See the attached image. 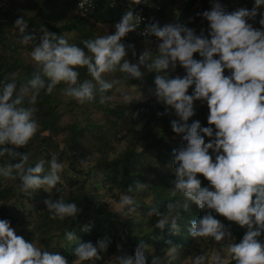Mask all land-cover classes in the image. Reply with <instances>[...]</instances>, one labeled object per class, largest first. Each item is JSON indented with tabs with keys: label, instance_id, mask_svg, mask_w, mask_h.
<instances>
[{
	"label": "clouds",
	"instance_id": "9594fccd",
	"mask_svg": "<svg viewBox=\"0 0 264 264\" xmlns=\"http://www.w3.org/2000/svg\"><path fill=\"white\" fill-rule=\"evenodd\" d=\"M143 0H132L139 5ZM264 0H255L252 10L240 8L227 12L213 0L210 11L202 13L208 21L209 34L196 31L186 24L158 23L148 25L141 33L155 36L161 41L158 53L153 59L151 50L140 54L138 63H130L125 44L121 41L137 30L141 17L130 8L114 25L115 32L83 41L84 48L69 44L64 35L44 32L38 44L35 36L25 34L27 23L23 16L15 21L21 42L33 45L31 59L39 70L17 89L15 81L0 86V157L7 156L20 162L0 167V176L20 180L22 191L56 188L61 182L63 165L53 154L48 162L50 171H45L46 161L40 159L34 166H27L29 154H20L12 148L24 147L38 130L35 113L37 96L41 90L51 94L63 83L67 85L65 95L78 103L94 102L99 99L105 105L111 99L106 95L118 81L109 82L104 74L120 72L136 79H142L141 66L149 72L155 71L153 95L158 103L174 110L178 119L171 121L175 133H184L182 144L174 150L176 179L172 195H182V202L168 204L167 213L153 207L149 215L157 217L155 227L168 229L179 234L182 212L191 204L201 210L215 213L235 222L247 231L239 243L231 242L232 232L211 212L200 219L190 221L189 232L193 238L211 237L217 243L228 241L226 249L235 264H264V243L258 238L264 234V30L253 28L248 21L257 15L256 9ZM264 26V17L259 21ZM210 37V38H209ZM136 56L134 45H127ZM84 49H87L85 51ZM199 53L201 59H195ZM218 57V58H216ZM177 63L185 70L183 77L174 78L166 74ZM85 68L92 79L80 81L77 69ZM231 72L225 75V70ZM192 88V94H188ZM27 105L25 106V99ZM127 104L133 103L130 94H124ZM206 101L209 109V127H201L199 121L187 123L194 115V101ZM166 113H158L164 115ZM137 114L133 113L135 117ZM215 132H214V129ZM210 138L205 142L204 137ZM214 137V138H213ZM215 153V158L210 155ZM202 175L210 187H203L198 179ZM137 188L147 185L139 183ZM59 191V189H57ZM132 188H129L131 191ZM53 219L75 218L79 209L76 203L63 199L43 201ZM122 211H136L132 196L123 195L120 200ZM182 209V211L177 210ZM67 241L77 240L75 232L65 233ZM110 239L78 243L74 255L80 261L102 259ZM170 256L178 246L167 242ZM146 245L140 241L134 256H118L116 264H147ZM0 264H69L68 259L58 251H50L26 241L16 234L10 222L0 219ZM151 264H163L160 257L153 256ZM171 264V261H169ZM192 264H209V257L202 253L194 257ZM211 264H225L224 257L217 252L211 257Z\"/></svg>",
	"mask_w": 264,
	"mask_h": 264
},
{
	"label": "trees",
	"instance_id": "16d2710c",
	"mask_svg": "<svg viewBox=\"0 0 264 264\" xmlns=\"http://www.w3.org/2000/svg\"><path fill=\"white\" fill-rule=\"evenodd\" d=\"M63 1V2H62ZM24 0L23 6H16L15 0H6L9 7L4 11L0 9V86L5 83L15 81L17 89L32 77L34 72L39 70L38 65L31 59V51L34 44L40 42V38L44 32L55 33L61 36L63 32H73L74 37L68 40L69 44H76V46L84 48L83 41L96 38L94 25H89L88 22L77 17L71 12L68 1L65 0ZM146 6L142 7L148 16L156 17L162 25L170 24H186L188 27L194 29L199 35L201 30L204 35L209 34L208 21L203 18L204 11H210L213 0H188L181 12L175 8L179 0H144ZM222 0H215L220 3ZM231 1V0H227ZM246 8L251 7V0H240ZM31 4V6H29ZM27 5V6H26ZM193 14L195 17H200L204 24L203 27L198 26L195 21L187 20V15ZM174 15H177L174 17ZM23 16L27 29L25 34L34 35L35 41L33 45H26L21 42L22 36L15 32L17 27L15 21L17 18ZM123 15L118 11L112 10L107 2H100L98 8L93 16V23L100 24L105 27L113 26L121 20ZM210 38V37H209ZM123 44L134 45L136 56L132 55V49L128 48V54L132 55L130 63H138L140 54L144 51L138 49L135 43L145 45L146 49L153 53L152 58L158 53V48L139 39L126 36L122 39ZM87 51V49H84ZM29 51L30 58H24V52ZM218 58V57H216ZM201 59V57H199ZM80 73L79 79H92L85 68L77 69ZM141 71L144 73L143 78L139 79L146 84L152 91L155 89L154 79L157 73L155 71L149 72L144 66H141ZM121 75V80L127 82L126 84H135V79L128 77L124 73L116 72ZM225 75H230L229 70H225ZM55 90L63 91L62 84L57 85L51 94H47L46 90H41L37 96L35 107L38 111L35 117L38 122V130L34 137L24 147L16 148L12 145L3 147L12 148L13 151L20 154H29V160L26 165L34 166L40 159H44L49 167L53 154L58 157V162H68L69 176L66 177L64 186L59 191L47 194L46 199H63L67 203L74 202L80 210L78 215L73 217H66L61 220L59 218L53 219L46 205L34 213L35 218L33 222V232L36 238L50 251H58L64 255L69 264H105L106 257L118 256H134L135 249L140 241H143L146 248H152L155 253L163 250H170L171 245L167 242L171 241L172 245L178 248L187 249L190 247L196 238L190 235V221L193 219H200L209 212L201 210L195 204L190 205L187 212H182L183 220L180 221L181 231L179 234H171L168 229L163 231L156 228L157 217L149 215V208H142L143 220L149 229V232L136 236L131 233L128 222H122L118 219L108 207L100 201L93 202L85 194L86 184L90 181L91 174L98 173L106 178V181L114 185H120L124 178L128 181L139 179V181L147 185L151 199L154 203L153 207H158L161 213H167L169 203L182 202L179 194L173 196L170 188V179L166 177L165 168L176 167L174 164V150L178 149L184 143L174 145L168 144L166 139L169 134H177L173 132L172 128L164 129V131L156 130L151 141L145 142V147L140 152H135L134 149H125L120 151L116 156L109 158L110 148L109 143L107 147L100 145V140L104 138V134L113 133L118 125H127L128 131L133 132L131 123H139L146 120L144 124L143 139L146 140L148 134L153 132L148 125L156 114L160 113L166 106L163 103H158L157 99L152 98L147 101H133L132 104L113 105L108 101L107 104L101 105L99 99L94 102H86L96 112L101 113L106 127L102 128L100 125L88 123L84 127H79L78 122L73 123L67 128H62L59 124L61 121V111L59 106L62 102L56 97ZM28 98L25 99V106ZM72 102H70L71 105ZM137 114L135 117L132 114ZM206 126L208 122H204ZM203 124V125H204ZM214 127V126H211ZM85 132L94 133L96 141H94L95 150L99 153V157L94 161L93 166L86 173L79 168L83 167L82 160L84 154L80 152L78 145ZM182 134V133H181ZM152 135V134H151ZM183 135H185L183 133ZM116 135H113L114 139ZM98 140V141H97ZM109 150V151H108ZM19 158H11L7 156L0 157V167L7 164L19 163ZM50 168V167H49ZM152 179H157L158 183H148L145 181L146 176ZM3 176H0V180ZM173 180L174 176H171ZM167 178V179H166ZM198 179L201 180L202 186L209 183L202 175L198 174ZM164 179V180H163ZM4 186H0V219L9 220L14 217L10 211V203L16 202L22 195L20 192L21 183L19 178L12 180L8 179ZM19 181V185H18ZM18 185V187L16 186ZM170 188V190H169ZM13 205V204H12ZM152 207V208H153ZM182 211V209H177ZM211 214L220 220L225 226L233 227L225 217L220 216L215 212ZM31 217L32 215L29 214ZM7 218V219H6ZM30 220V218H29ZM118 226L123 228L122 232L118 233ZM238 224L233 227L236 234L234 242L239 243L242 240V234L238 231ZM68 231L75 232L77 236L76 241L69 242L65 238V233ZM109 238L110 244L106 252L100 253L102 259L92 261H80L74 255V249L78 243L92 242L97 240ZM264 243V234L258 238ZM152 259L147 258V264H151ZM226 264H235L232 258Z\"/></svg>",
	"mask_w": 264,
	"mask_h": 264
},
{
	"label": "rangeland",
	"instance_id": "374dc122",
	"mask_svg": "<svg viewBox=\"0 0 264 264\" xmlns=\"http://www.w3.org/2000/svg\"><path fill=\"white\" fill-rule=\"evenodd\" d=\"M1 1V0H0ZM5 1V4L1 11H4L6 8L8 9L9 5ZM17 2L16 6H23L24 0H15ZM62 1V0H61ZM63 2V1H62ZM188 2V0H179L176 3L175 8L178 12H181L184 8L185 4ZM220 6L222 9H224L227 12H232L240 8H246L244 4L240 2V0H222L220 3ZM8 6V7H7ZM27 6V5H26ZM31 6V4L29 5ZM255 7V0H251V7L248 8V10H252ZM9 10V9H8ZM257 15L250 19L248 22L252 24L253 28L264 30V26H261L259 21L262 17H264V4H261L259 8L256 9ZM177 15H174V17ZM187 20L195 21V23L203 27V20L200 17H195V15L190 14L187 15ZM89 25H94V30L96 36H103L107 34H113L115 32V28L113 26H102L97 23L88 22ZM172 24V23H170ZM167 25V24H166ZM15 32H18V30L15 29ZM62 35L67 40H71L74 37L73 32H63ZM123 39H126L124 37ZM137 39V38H135ZM126 50H127V56L126 59L129 60V62L132 60V55L128 52L127 43L125 44ZM135 46L138 47L141 51L146 50V46L143 44L135 43ZM29 51L24 52V58L28 60L30 58V55H28ZM156 56V54H155ZM200 55L199 53L194 54L195 59H199ZM166 74L170 77L174 78L176 76L183 77L186 73L183 67L177 63V66L175 69H172L171 67L166 70ZM122 76L114 73H108L104 74V78L109 81H118L117 83H114V86L109 92L106 93V95L110 96L111 99L109 102L113 105H119L125 103L123 100L124 94H130L133 97V101H147L148 99L154 98V95L151 91V89L144 84L142 81H139V79H135V84L128 85L126 84L124 80H121ZM130 77V76H128ZM130 80H132V77H130ZM62 84V87L67 88V85ZM193 89L190 88L188 94H192ZM56 97L62 102V104L59 106V110L61 111V121L60 125L62 128H67L70 125H72L75 122H78L79 127H84L88 123H93L95 125H100L102 128L106 127L105 121L102 117L101 113L96 112L94 109H92L86 102L84 104L78 103L74 98L65 95L64 91L55 90ZM70 102L71 105H70ZM194 115L189 119L187 122L189 125L194 121H199L201 127H209L204 124V122H207V117L209 115V109L207 107L206 101H194ZM160 113H166L164 115H157V117H153L151 119L150 124L148 127L151 132L147 135L146 140L143 139V132L140 130H144V124L146 123V120L139 123H131L133 132H129L127 125H118L116 129L113 130V133L110 134H104V138L100 141V145L107 147L109 143L110 153L109 158L116 156L120 151H123L125 149H134L135 152H140L145 147L146 141H151L153 136L157 137L158 134H155L156 130L164 131V129L171 128V121L178 119L176 117L174 110L168 108L167 106L164 107ZM204 124V125H203ZM214 129V127H213ZM215 132V129H214ZM94 133L85 132L84 137L80 141L78 148L80 149V152L84 154L82 160L83 167L79 168L82 170V172L86 173L90 168L93 166L94 161L99 157V153L95 150L94 141H96ZM152 134V135H151ZM116 135V137L113 139L112 136ZM169 138L166 139L168 144L174 145L178 143H185L183 141V133H177V134H169ZM214 138V137H213ZM205 142H209L210 138L204 137ZM98 141V140H97ZM108 148V147H107ZM108 148V149H109ZM109 151V150H108ZM210 155L213 156V159L215 158V153H213L210 150ZM60 163L63 165V170L60 173L61 176V182L57 185L56 188H41L37 189L35 191H22L21 197L16 201L10 203V211H12V215L14 216L8 221L10 222L11 227L15 230L16 234L19 236H22L26 241L33 242L37 246H40L44 249L49 250L46 248L40 241L39 238H36L33 232V222L35 218L33 217L34 213L40 211L44 207L43 201L46 200L47 194L53 193L57 191V189H62L64 186V182L67 176L70 175L68 173L69 163L60 161ZM45 171H50V168L45 165ZM165 174L167 178H169L170 181V188H174L173 180L171 176H174V179H176L175 175V167H167L165 168ZM166 178V179H167ZM164 180V179H163ZM146 182H152V183H158L157 179H152L148 175L145 178ZM7 182H9L8 178L2 177L0 180V186H4ZM141 183L139 179H134L128 181L127 178H124L120 185H114L113 183H110L109 181H106V178L103 175H100L98 173L91 174L90 181L86 184L85 194L88 196L93 202L100 201L103 202L108 209L122 222H128L130 225V230L133 235L141 236L149 232V229L146 227L145 220H143V209L142 208H152L154 206V203L151 199V196L146 189L144 188H137L136 185ZM143 184V183H142ZM19 185V181H18ZM16 184V186L18 187ZM203 187H210L209 183L205 184ZM129 188H132L131 191H129ZM169 188V190H170ZM123 195H130L133 197L135 203H136V211L132 213H128L126 209L122 211L120 206V200ZM180 195V194H179ZM182 200L183 197L180 195ZM1 203V202H0ZM208 212H214V210H208L205 209ZM32 215L31 217L29 216ZM30 218V220H29ZM7 219V218H6ZM233 227H235L236 223H231ZM239 226V225H238ZM227 227V226H226ZM233 227L229 226L227 228L230 229L232 232V239L234 242L236 240V234L233 231ZM238 231L242 234V238L244 234L246 233L247 229L246 227H238ZM123 228L121 226H118V233L120 234L122 232ZM222 243H217L213 238L211 237H197L193 244L188 247L187 249L178 248L177 252L174 254V256H170L171 250H163L158 253H155L152 248H146V256L149 259H152L153 256L160 257L163 261V264H169V261H171V264H192V260L195 256L199 254H206L209 257V264H211V257L215 255L217 252H220V254L225 259V264L231 259V255L225 251H221L222 248L226 249V244L228 241H224ZM105 264H116L114 257H106Z\"/></svg>",
	"mask_w": 264,
	"mask_h": 264
},
{
	"label": "built area",
	"instance_id": "2783aa9c",
	"mask_svg": "<svg viewBox=\"0 0 264 264\" xmlns=\"http://www.w3.org/2000/svg\"><path fill=\"white\" fill-rule=\"evenodd\" d=\"M68 1L71 12H73L77 17L87 22L94 21V14L98 8L100 2H107L108 6L115 11H118L120 15H124L130 8L134 11L135 14L141 17V23L136 31L129 33L128 35L133 38H137L158 48V44L161 42L155 36H145L141 33L144 29L152 24L158 23L161 27V23L157 20L156 17L148 16L144 10L146 2H143L139 5L133 4L132 0H65ZM5 4L4 0L0 1V8Z\"/></svg>",
	"mask_w": 264,
	"mask_h": 264
}]
</instances>
